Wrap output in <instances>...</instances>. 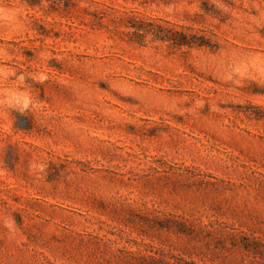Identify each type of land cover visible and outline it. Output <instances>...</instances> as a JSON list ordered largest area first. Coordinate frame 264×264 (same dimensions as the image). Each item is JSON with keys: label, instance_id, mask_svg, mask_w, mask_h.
<instances>
[{"label": "rangeland", "instance_id": "374dc122", "mask_svg": "<svg viewBox=\"0 0 264 264\" xmlns=\"http://www.w3.org/2000/svg\"><path fill=\"white\" fill-rule=\"evenodd\" d=\"M4 2L0 264H264V0Z\"/></svg>", "mask_w": 264, "mask_h": 264}, {"label": "clouds", "instance_id": "9594fccd", "mask_svg": "<svg viewBox=\"0 0 264 264\" xmlns=\"http://www.w3.org/2000/svg\"><path fill=\"white\" fill-rule=\"evenodd\" d=\"M24 14V10L13 3L4 2L0 0V24L9 28L10 30H18L20 27V19ZM237 71L242 76H254L258 80H264V56H252L247 63L241 64ZM10 73L4 69H0V84L7 80ZM11 98L16 99L21 93H8ZM23 100L27 97L22 96Z\"/></svg>", "mask_w": 264, "mask_h": 264}, {"label": "trees", "instance_id": "16d2710c", "mask_svg": "<svg viewBox=\"0 0 264 264\" xmlns=\"http://www.w3.org/2000/svg\"><path fill=\"white\" fill-rule=\"evenodd\" d=\"M153 34L155 35L156 39L177 40V39L172 38V36H173L172 31H170L169 29H166L160 25L157 26V29L155 30V32ZM180 36L182 39H181V41H178V42H180L179 44H188L186 41L188 35L186 33H181Z\"/></svg>", "mask_w": 264, "mask_h": 264}]
</instances>
